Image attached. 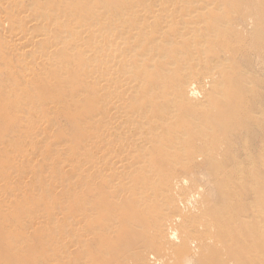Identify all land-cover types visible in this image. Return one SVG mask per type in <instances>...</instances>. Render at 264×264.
I'll return each instance as SVG.
<instances>
[{
  "label": "rangeland",
  "instance_id": "rangeland-1",
  "mask_svg": "<svg viewBox=\"0 0 264 264\" xmlns=\"http://www.w3.org/2000/svg\"><path fill=\"white\" fill-rule=\"evenodd\" d=\"M172 1L168 10L189 29L185 20L188 1L202 0ZM16 2L0 0V32L1 24L8 28L27 25L17 20L14 7L35 10L43 5L52 23L32 29L58 38L71 37L81 22L115 20L132 7L130 0ZM135 2L148 13L156 7L153 0ZM211 6L197 31H216L220 42L209 40L195 54L185 40L158 50L161 60L137 69L142 90L127 103L131 110L157 119L168 107L174 110L158 123V129L164 142H173L168 150L181 156L172 167L174 173L180 176L185 168L190 178L178 195L218 183L230 202V232L236 243V258L228 264H264V0H219ZM61 15L65 16L62 20ZM148 25L154 26L153 22ZM1 34L6 45L0 41V264H154L151 256L158 257L164 249L171 254L166 264H201L185 242L204 239L212 231L204 217L191 210L169 211L181 214L179 231L169 235L156 229L162 212L150 201L137 202L135 177L124 198H118L119 190L94 172L80 179L79 173L88 167L79 155L91 154L86 141L103 133L99 125L104 118L103 95L94 81L83 76L88 66L99 65L88 58L91 50H101L96 42L84 35L85 51L72 45L63 54L62 64L45 72L34 70L24 82L15 70L22 63H36L15 54V40ZM126 41L132 42L131 38ZM38 48L43 52L46 47L40 44ZM223 50L229 51L226 58ZM191 55L197 57L192 75L178 68ZM65 66L72 68L66 71ZM218 68L226 71L224 77L214 74ZM160 77L166 82L158 87ZM188 79L193 87L205 88L208 99L189 100L185 92H179ZM219 81L223 84L220 93L211 88ZM217 95L223 101L215 100ZM198 101L205 107L200 113L195 109ZM219 109L223 113L217 120ZM190 153L208 158L194 161ZM211 210L212 203L196 209L202 216L215 218ZM74 229V234H68ZM181 229L187 232L182 234ZM216 258L214 264L219 262Z\"/></svg>",
  "mask_w": 264,
  "mask_h": 264
},
{
  "label": "bare ground",
  "instance_id": "bare-ground-1",
  "mask_svg": "<svg viewBox=\"0 0 264 264\" xmlns=\"http://www.w3.org/2000/svg\"><path fill=\"white\" fill-rule=\"evenodd\" d=\"M10 1L17 4L16 0ZM130 1L132 7L128 8L129 11L125 16H120L115 20L98 19L81 22L69 38H58L51 33L36 32L32 29L35 25L52 23L47 18L43 5L35 10H28L24 6L17 5L18 7L13 8L19 13L17 20L27 25L21 28L12 24L8 28V24H1L0 41L6 45L5 35L1 34L6 33L15 40L12 45L13 52L24 60L30 57L36 63L32 66L22 63L15 70L24 82L28 81L27 75L34 70L39 69L45 72L62 64L63 54L67 53L66 51L72 45L85 51L86 48L82 41L84 35L95 41L101 50H91L88 58L96 60L99 65L88 66L83 76L89 81H94L97 91L103 95L100 106L104 110V118L99 121L103 133L96 139L86 141L85 147L92 153L79 155L88 167L86 172L79 173L82 177L80 179L94 172L119 190L118 198H124L131 191L135 177V182L139 187L135 192L137 202L150 201V204L162 212L155 223L158 231L169 232V235H172L170 232L172 230L179 231L181 214H168V212L180 209L191 210L195 216L204 217L212 224V231L204 239L195 238L185 242L193 256L201 264H214L216 257L221 264H228L236 258L233 253L236 250V243L235 236L230 232L232 229V221L228 218L230 202L227 196L221 193V186L218 183H214L211 187L208 184H202L196 190L182 196L178 195V191L189 184L190 178L185 168H182L180 176L174 173L172 167L181 159V156L172 154L168 150L173 146V142L170 140L164 142L158 129V123L171 117L174 110L168 107L162 112V117L157 119L150 114H141L131 110L127 103L129 97L136 96L142 90L137 69L156 62L159 58L156 55L158 50H164L167 45H175L185 40L189 42L188 50L195 54V51L201 52L205 42L209 40L220 42V36L216 31L211 30L205 33L197 31L204 23L202 17L212 8L211 4H217L219 0H202L201 3L188 1L189 9L185 13V20L188 22L189 29L182 27L176 20L178 15L168 10V6L175 1L153 0L156 6L152 8L153 13L146 12L143 6L135 0ZM217 11L222 13L223 9L218 6ZM64 18V15L60 16V20ZM150 22H153L154 28L148 25ZM97 25L102 30H97ZM126 38H131L132 42H127ZM40 44H45L46 48L43 52L38 48ZM228 55L229 51L223 50V57L226 58ZM196 60V56L189 60H182L178 68L192 75L195 73L192 64ZM164 64L165 68H170L168 62ZM71 68V66H65L66 71ZM225 73L226 71L220 68L214 72L220 77H224ZM204 78L208 83L210 82L209 75ZM165 82L163 77H160L156 84L160 87ZM185 82V85L179 86L178 91L185 92L189 100L208 99L205 88L193 87L191 79ZM211 88L220 93L223 90V84L221 81L214 82ZM215 100L221 102L223 96L217 95ZM198 102L200 105H196L195 109L200 113L205 107L201 101ZM220 113H223L222 109H219L216 114L217 120L220 119ZM33 149L35 150L36 146ZM189 155L194 161L208 158L203 153L196 155L190 153ZM159 173H163L164 177L157 176ZM198 174L204 175L203 172H198ZM157 185L162 188L156 191L152 186ZM168 198L172 199L167 200ZM210 203H212L211 212H214L215 218L202 216L196 211L202 205ZM219 224H224L225 228H221ZM76 230H70L68 234H74ZM180 231L182 234L187 232L184 229ZM217 234H220L218 239ZM151 257L154 264H166L171 259L170 250L167 252V249H164L158 257L153 255Z\"/></svg>",
  "mask_w": 264,
  "mask_h": 264
}]
</instances>
